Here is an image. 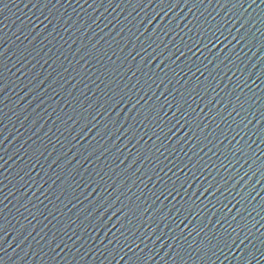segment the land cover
Masks as SVG:
<instances>
[{
    "label": "water",
    "instance_id": "obj_1",
    "mask_svg": "<svg viewBox=\"0 0 264 264\" xmlns=\"http://www.w3.org/2000/svg\"><path fill=\"white\" fill-rule=\"evenodd\" d=\"M142 2L0 0V264H264V0Z\"/></svg>",
    "mask_w": 264,
    "mask_h": 264
},
{
    "label": "snow or ice",
    "instance_id": "obj_2",
    "mask_svg": "<svg viewBox=\"0 0 264 264\" xmlns=\"http://www.w3.org/2000/svg\"><path fill=\"white\" fill-rule=\"evenodd\" d=\"M185 3V6L187 7L189 3L192 4V7H195V4L192 2V0H143L142 6L147 7L150 5H155L156 8H159L161 11H164L165 16L168 15V11H170L174 7H178L179 3ZM167 9L168 11H165ZM160 12H154L153 16L148 19V24L151 25L152 22L156 19V16H159ZM175 19V17H173ZM170 23V22H169ZM159 27V25H157ZM170 29L168 27L165 28V31H169ZM154 35V33H153ZM220 36H223V33L220 34ZM151 38V37H150ZM226 38V37H225ZM215 39L217 42H219L220 37L217 36V31L214 30L211 32V34L208 36V43H211ZM130 99V98H129ZM124 102V97L123 96H115L113 97L112 100V107L115 108L118 105L122 104ZM182 106V105H181ZM147 107V105H145ZM243 106L241 105V108ZM177 111H179V107L177 108ZM156 112V106H153V108L149 109V113ZM158 115L159 113L156 112ZM261 121H264V116L260 117ZM261 157H264V153L259 154ZM174 187V186H173ZM205 192L208 191V188L204 189ZM190 204L194 203V201H189ZM191 214V213H189ZM233 219H235L233 217ZM227 218H221L220 220L217 221L218 224H221L223 222H226ZM235 231V229H233ZM227 229H223L219 234L216 235V247L219 248L221 245L225 248H230L232 244L235 242L233 240H229V237L226 235ZM247 238V237H246Z\"/></svg>",
    "mask_w": 264,
    "mask_h": 264
}]
</instances>
